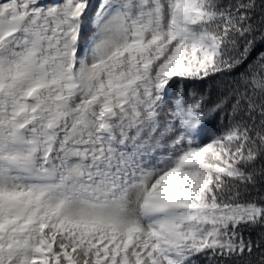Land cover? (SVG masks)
Listing matches in <instances>:
<instances>
[{
    "label": "snow or ice",
    "instance_id": "snow-or-ice-1",
    "mask_svg": "<svg viewBox=\"0 0 264 264\" xmlns=\"http://www.w3.org/2000/svg\"><path fill=\"white\" fill-rule=\"evenodd\" d=\"M0 264H264V0H0Z\"/></svg>",
    "mask_w": 264,
    "mask_h": 264
}]
</instances>
